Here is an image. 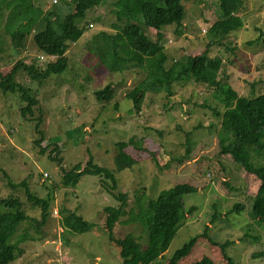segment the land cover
Here are the masks:
<instances>
[{"label":"rangeland","instance_id":"1","mask_svg":"<svg viewBox=\"0 0 264 264\" xmlns=\"http://www.w3.org/2000/svg\"><path fill=\"white\" fill-rule=\"evenodd\" d=\"M112 2L107 0L85 12L79 23L84 27L83 34L66 53L69 64L65 71L38 84L17 70V83L31 89L39 100L42 133L35 129V121L19 115L16 94L0 93V198L18 197L27 215L12 239L18 243V257L9 264H122L119 248L109 240L103 225V208L120 203L109 186L89 173H84L73 186L61 183L62 167L84 163L87 154L97 164L114 171L117 191L127 192L128 207L134 206L139 190L150 198L176 183L195 187L183 196L184 208L193 206V210L186 211L167 249L150 264L166 263L175 249L202 232L216 243L199 238L179 264L203 256L215 264H263L264 256L258 253L264 249V227L251 212L259 179L218 152L219 119L212 111L220 113L222 108L214 86L190 81L172 84L168 90L149 91L144 95L140 113H136L126 94L145 80V73L138 68L111 73L86 49L93 33L115 32L113 23L119 28L121 23L116 21ZM182 2L185 12L181 23L160 30L165 66L207 50L209 56L220 57L216 77L223 86H230L243 97L264 94V53L257 31L264 30V0H242L238 14L241 24L220 40L209 33L220 16L217 0ZM34 3L43 10L55 4L61 14L73 8L71 0ZM141 28L149 38H155L152 28ZM32 36L33 32L27 35L26 46L17 52L0 24V71L9 70L18 59L35 62L40 69L52 61L38 51ZM108 84L114 86V98L107 105L98 104L93 92ZM42 134L44 138L36 143ZM131 137L133 144H128L126 150L135 162L116 169L115 142ZM55 145L61 164L48 155L49 150L56 152ZM252 161L262 164L264 157L253 155ZM4 173L14 182L25 179L37 197L53 191L47 221L40 227V208L26 200L23 188H11ZM235 203L242 204L241 211H231ZM61 207L92 222V227L78 234L64 230L58 217ZM128 231L136 236L142 234L138 224L114 227L116 236ZM224 241L228 263L218 248Z\"/></svg>","mask_w":264,"mask_h":264},{"label":"trees","instance_id":"2","mask_svg":"<svg viewBox=\"0 0 264 264\" xmlns=\"http://www.w3.org/2000/svg\"><path fill=\"white\" fill-rule=\"evenodd\" d=\"M35 1L37 0H0V24L2 23L10 37L11 46L17 52L26 46L24 39L33 32V41L38 51L51 57L52 61L40 69L35 62L27 63L18 59L9 70L0 71V93L16 94L20 104L19 115L26 120L35 121V129L41 132L39 126L42 110L39 100L31 89L17 83V70H22L31 81L38 84H42L52 74L65 71L69 64L66 53L70 45L83 34L84 27L79 23L85 12L105 4L107 0H71L73 8L63 14L55 4L43 10ZM111 4L116 21L121 23L119 28L116 27L117 23H113L115 32L102 30L93 33L86 42L87 51L111 73L135 68L145 73V80L126 94L136 113H140L144 95L149 91L168 90L172 84L190 81L214 86L222 108L220 113L212 111L219 119L216 130L218 152L226 154L259 179L251 212L264 227V162L255 164L252 161L253 155L264 157V94L252 98L243 97L230 86H223L216 77L221 65L220 57L209 56L207 50L188 55L182 61L175 60L169 67L165 66L166 55L162 51L160 30L163 26H178L181 23L185 12L182 0H113ZM217 8L220 16L210 27L209 33L220 40L241 24L238 14L242 10V0H217ZM141 25L152 28L155 38H149ZM257 31L264 53V30ZM114 94V86L110 84L93 92L95 101L105 105L111 102ZM43 138L42 134L35 142L39 144ZM131 139L133 140L131 137L115 142L116 169L129 167L135 162V158L126 150L128 144H133ZM45 149L46 146L41 148L42 151ZM53 149L56 152L53 154V150H49L48 155L61 164V157L57 156V145ZM84 173L99 176L100 181L109 186L110 193L120 202L117 206L107 205L103 208V225L109 240L119 248L122 264H150L159 258L181 226L186 211L189 213L193 210V206L186 210L183 205V196L195 190L188 183H176L150 198L139 190L134 206L128 207L127 192L117 191L118 180L114 171L97 164L88 154L84 163L78 161L68 168L62 167L61 183L63 186H73ZM3 176L8 177V174L4 173ZM8 185L11 188H23L26 200L41 210L37 226L44 224L54 200L53 191L47 192L44 197H37L31 192L25 179L14 182L8 177ZM242 208V204L235 203L231 211L238 212ZM58 217L63 229L73 234L83 233L93 225L69 208L61 207ZM25 219L27 215L18 197L0 198V264H9L18 257L19 246L12 239L18 225ZM119 224H138L142 234L136 236L133 231H128L122 236H116L114 227ZM199 238H207L209 242L216 243L206 232L195 234L180 248L175 249L166 263L157 264H179L180 258L189 253L191 246ZM226 243L224 241L219 244L218 248L228 263L230 259L224 252ZM258 254L264 256V249ZM186 264L215 263L211 258L203 256Z\"/></svg>","mask_w":264,"mask_h":264},{"label":"built area","instance_id":"3","mask_svg":"<svg viewBox=\"0 0 264 264\" xmlns=\"http://www.w3.org/2000/svg\"><path fill=\"white\" fill-rule=\"evenodd\" d=\"M55 1V0H54ZM89 26H90V24H89ZM46 173V172H45ZM55 213H56V211H54Z\"/></svg>","mask_w":264,"mask_h":264},{"label":"crops","instance_id":"4","mask_svg":"<svg viewBox=\"0 0 264 264\" xmlns=\"http://www.w3.org/2000/svg\"><path fill=\"white\" fill-rule=\"evenodd\" d=\"M41 57V56H40Z\"/></svg>","mask_w":264,"mask_h":264}]
</instances>
